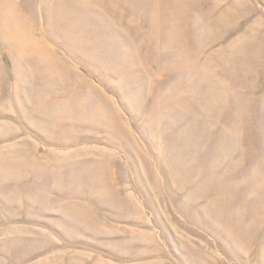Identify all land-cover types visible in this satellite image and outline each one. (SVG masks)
I'll use <instances>...</instances> for the list:
<instances>
[{
    "label": "rangeland",
    "instance_id": "rangeland-1",
    "mask_svg": "<svg viewBox=\"0 0 264 264\" xmlns=\"http://www.w3.org/2000/svg\"><path fill=\"white\" fill-rule=\"evenodd\" d=\"M0 264H264V0H0Z\"/></svg>",
    "mask_w": 264,
    "mask_h": 264
}]
</instances>
